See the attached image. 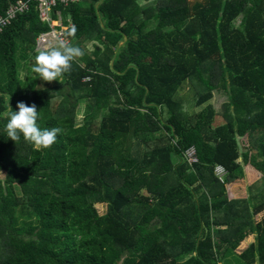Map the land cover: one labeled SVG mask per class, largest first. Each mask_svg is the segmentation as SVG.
I'll list each match as a JSON object with an SVG mask.
<instances>
[{"label":"trees","instance_id":"trees-1","mask_svg":"<svg viewBox=\"0 0 264 264\" xmlns=\"http://www.w3.org/2000/svg\"><path fill=\"white\" fill-rule=\"evenodd\" d=\"M58 10L86 53L62 83L33 79L51 32L34 7L0 33V264H264V195L244 194L247 167L264 175V0ZM191 79L193 106L223 91L222 112L185 107ZM19 101L35 103L41 128L63 129L51 147L7 138Z\"/></svg>","mask_w":264,"mask_h":264},{"label":"clouds","instance_id":"clouds-1","mask_svg":"<svg viewBox=\"0 0 264 264\" xmlns=\"http://www.w3.org/2000/svg\"><path fill=\"white\" fill-rule=\"evenodd\" d=\"M77 28L71 26L68 36H75ZM85 49L78 45L67 43L59 38L50 40L37 47V55L32 67L34 78L39 77L44 81H59L72 71L73 62L85 55ZM10 105V104H9ZM18 111H13L10 105L5 113L7 123L5 132L7 138L17 142L23 136L24 141L30 143L37 151L51 147L62 134L60 127L41 128L37 123V106L33 103L28 106L25 102H17Z\"/></svg>","mask_w":264,"mask_h":264},{"label":"built area","instance_id":"built-area-1","mask_svg":"<svg viewBox=\"0 0 264 264\" xmlns=\"http://www.w3.org/2000/svg\"><path fill=\"white\" fill-rule=\"evenodd\" d=\"M78 2L80 0H16L5 12H0V33H3L4 29L12 24L19 14L27 13L34 7L41 22L47 23L51 27V32L43 33L38 38V46L56 38L72 44L67 36L72 24L65 23L64 15L58 8L60 6L69 7ZM185 157L191 166L199 162L195 147L188 149ZM215 172L223 180L226 174L225 169L222 166H217Z\"/></svg>","mask_w":264,"mask_h":264},{"label":"rangeland","instance_id":"rangeland-1","mask_svg":"<svg viewBox=\"0 0 264 264\" xmlns=\"http://www.w3.org/2000/svg\"><path fill=\"white\" fill-rule=\"evenodd\" d=\"M152 4L153 3H149L148 5H152ZM20 76L23 77L24 74L20 73ZM191 85L194 86L195 91H198V90L202 89L201 87H198L199 84H198L196 79H194L192 81H189V83L184 86V88H183V90L181 92V96L184 99L185 107L188 108L189 106L192 105L191 111L192 112H198V111H201L202 109H204L206 106L211 105V106H213L214 110H216L218 113L223 111V109H224L223 105L228 100V96L223 91H214L213 99H211L209 102L205 103L202 107L196 108L195 106H193V103L195 102L194 101V99H195L194 95L196 93L191 88ZM59 100L60 99H58L56 102L59 103ZM86 102H87L86 99H82L81 100V107H80V110L78 111L79 113L77 114V119L79 121L84 119V112H85ZM224 122H225L224 119L220 115H218L217 118H216L215 125H221ZM0 178H3V175H0ZM252 191H253V195H255L256 197L258 195V192H261L262 194H264V180H262L259 184H257L255 187H253ZM253 201H256V198H254ZM96 207L98 208V210H99V212L101 214L106 212L107 206H106L105 203L99 202V203L96 204ZM251 238H253V237L250 236V237L246 238V240L249 243H253Z\"/></svg>","mask_w":264,"mask_h":264},{"label":"crops","instance_id":"crops-1","mask_svg":"<svg viewBox=\"0 0 264 264\" xmlns=\"http://www.w3.org/2000/svg\"><path fill=\"white\" fill-rule=\"evenodd\" d=\"M239 161L242 162L243 158L241 157ZM245 174H246V177H245V192H244V194L249 195L248 197L253 201V199L256 196L253 195L252 188L255 187L257 184H259L262 180H264V175L261 172H258L255 169L249 168V167H247L245 169ZM259 194L260 193H258V195ZM259 216H261V218H262L264 216V212H262ZM251 237H253V238H251L252 242H255V236H251ZM249 245H250V243L245 239L243 241V245L241 246V250L247 248Z\"/></svg>","mask_w":264,"mask_h":264}]
</instances>
